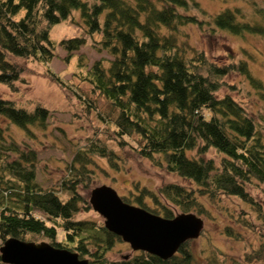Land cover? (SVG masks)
Wrapping results in <instances>:
<instances>
[{"label": "trees", "instance_id": "trees-1", "mask_svg": "<svg viewBox=\"0 0 264 264\" xmlns=\"http://www.w3.org/2000/svg\"><path fill=\"white\" fill-rule=\"evenodd\" d=\"M249 5V12L234 5L207 14L197 0H0V83L15 90L16 81L24 80V63L35 61L55 83L74 90L49 67L56 55L49 31L76 9L93 46L110 56L86 66L78 55L80 71L75 72L92 94L106 101L110 136L119 147L135 139L132 148L139 156L192 183L171 180L154 191L142 187L137 203L164 217H172L173 208L206 215L201 198L215 201L221 195L255 204L248 186L253 181L264 185V112L258 108L249 111L231 93L218 92L222 87L234 90L235 85L224 78L237 72L246 80L248 91L264 101V77L252 74L249 59L254 54L246 47L241 46L244 58L218 63L189 42L186 30L188 25L199 29L208 25L211 30L264 39V4L249 0ZM85 41L83 36L61 38L58 45L66 51L64 59ZM89 106L87 102L84 108L89 110ZM49 117V110L38 101L29 110L0 97V118L27 136H35V130L45 133ZM3 130L0 125L2 241L10 236L42 237L80 257L87 256L89 264H227L226 253L210 239L201 248V262L188 246L192 239L183 241L164 259L142 250L109 259L107 251L121 238L103 223L78 219L75 214L90 207L80 187H89L96 167L103 169L92 154L118 168L117 152L95 140H88L83 150L77 148L59 180V186L68 192L62 200L57 188L37 180L35 148L27 141L6 137ZM210 149L218 161L206 155ZM143 195L154 204L141 199ZM121 197L129 200L127 195ZM255 206L258 211V204ZM230 230V226L224 227L228 235ZM57 231L62 232L61 239L56 238ZM253 254H264V244ZM0 264L7 263L0 260Z\"/></svg>", "mask_w": 264, "mask_h": 264}, {"label": "rangeland", "instance_id": "rangeland-1", "mask_svg": "<svg viewBox=\"0 0 264 264\" xmlns=\"http://www.w3.org/2000/svg\"><path fill=\"white\" fill-rule=\"evenodd\" d=\"M197 1L207 14H213L226 6L232 7L234 5H240L245 11H251L249 0ZM256 1L257 4H264L263 0ZM83 27L79 11L74 9L66 19L53 24L49 31V37L54 43L56 53L49 67L74 90L70 87L69 89L62 88L55 83L49 77L44 66L35 61L24 63V67L27 69L23 75L24 80L16 81L17 88L15 90L0 83L1 98L13 100L16 105L29 110L38 101L49 110L50 117L44 127L45 133L35 130V136L29 134L27 136L19 127L6 123L1 118L0 125L4 127L3 133L6 137L8 134L19 143L27 141L29 145L35 148L39 160L37 180L43 186L57 188L56 191L62 200L68 196V192L59 186L66 161L71 160L77 148L83 150L88 140L103 141L117 152L118 156L115 161L118 168L111 166L106 159L92 154L103 169L95 168L96 172L91 178L89 187H80V193L88 200L89 192L94 186L106 184L113 187L120 196L127 195L129 197L127 203L147 209L135 200L142 187L154 191L159 184L171 180L179 181L185 185L192 183L179 177L176 173L167 171L160 164H154L148 158L139 156L132 148V145H136L135 139L130 138L128 139L129 145L119 147L110 136L111 132L108 128L111 127V123L108 122L110 121L108 118L109 108L106 101L103 97L92 94L88 84L75 73L80 71V68L76 67L78 55L81 56L82 61H85L86 66L91 65L98 58L105 59L110 58V56L106 51L97 50L93 46L92 37L85 32ZM186 30L190 33L189 42L218 63L244 58L243 56L246 54L241 50V46L246 47L254 54V57L249 59V68L252 74L264 77V39L261 37L248 34L246 38H243L245 35L227 33L217 29L211 30L208 25L201 29L194 25H188ZM72 36H83L86 41L77 50L71 52V56L66 60L64 59L66 51L58 45V41L61 38ZM82 70L84 69L82 68ZM224 79L226 83H233L235 88L228 90L227 87H222L218 92L219 94L229 92L249 111L258 108L259 112H264V101L259 100L252 92L248 91V84L241 74L231 72ZM87 102L90 103L89 110L84 108ZM206 155L215 157L216 161L219 159L212 149ZM248 191L258 204V211L255 206L256 203L249 204L235 196L221 195L215 201L201 198L208 210L206 215L197 214L203 220V233L200 232L196 238L188 243L198 261L203 260L201 248L207 239H210L213 244L226 253L227 264H264V254L258 257L253 254L264 244V236L261 237L264 231L262 229L264 226V185L253 181L248 186ZM141 199L148 204H154L148 195H143ZM155 205L158 209L161 208L159 204ZM35 212L39 214L38 211ZM172 212L174 215L181 211L173 208ZM155 214L163 216L160 212ZM75 217L103 222V217L91 206L77 212ZM226 225L231 227L229 235L224 232ZM62 236V232L57 231L56 238L61 239ZM25 240L49 242L42 237L38 240ZM1 244L2 240L0 239ZM136 251L132 250L127 242L116 241L106 255L109 259H118L124 256L129 257ZM84 258L88 259L87 256Z\"/></svg>", "mask_w": 264, "mask_h": 264}, {"label": "water", "instance_id": "water-1", "mask_svg": "<svg viewBox=\"0 0 264 264\" xmlns=\"http://www.w3.org/2000/svg\"><path fill=\"white\" fill-rule=\"evenodd\" d=\"M88 202L103 217L104 227L127 242L132 250L163 259L173 255L183 241L196 238L203 228L202 218L194 212L163 217L125 202L106 184L94 186ZM0 260L7 264H89L88 259L68 248L12 236L2 241Z\"/></svg>", "mask_w": 264, "mask_h": 264}]
</instances>
